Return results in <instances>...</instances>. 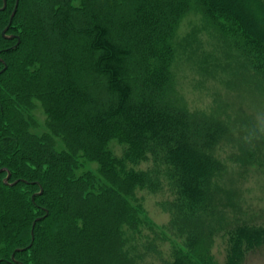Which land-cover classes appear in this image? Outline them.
Segmentation results:
<instances>
[{
	"label": "trees",
	"instance_id": "1",
	"mask_svg": "<svg viewBox=\"0 0 264 264\" xmlns=\"http://www.w3.org/2000/svg\"><path fill=\"white\" fill-rule=\"evenodd\" d=\"M3 1L0 32L8 26L16 0H0V7ZM194 1L211 20L235 26L254 48L255 58L261 54L264 59V0ZM71 3L18 0L8 26L16 38L0 35V59L6 65L0 74V243L6 245L0 264H104V244H116L120 225L135 221L140 208L130 199L136 187L148 182L145 173L126 172L111 156L107 147L113 139L128 145L126 159L162 151L178 185V202L188 213L209 207L211 180L223 169L209 154L214 137L202 129L196 132L185 112L162 100L166 67L147 71L148 61L158 56L152 54L154 44L188 12L190 0H83L79 9ZM117 25L124 26L120 30L127 40L115 38ZM36 48L43 70L61 77L58 65L70 69L54 89H47L44 80L29 81L33 60L28 57L38 53ZM77 51L80 57L74 58ZM49 58L51 67L42 63ZM260 68L264 70V61ZM88 72L103 77L107 100L92 99L89 87L95 83L83 81ZM33 93L51 98L61 120L55 130L49 128L62 131L64 150L55 149L53 137L29 133L20 109ZM80 159L100 166L97 185L93 174L75 176ZM193 246L188 247L195 260L179 255L172 264H208ZM263 247L264 228L236 226L229 231L226 264H245L248 255Z\"/></svg>",
	"mask_w": 264,
	"mask_h": 264
},
{
	"label": "rangeland",
	"instance_id": "2",
	"mask_svg": "<svg viewBox=\"0 0 264 264\" xmlns=\"http://www.w3.org/2000/svg\"><path fill=\"white\" fill-rule=\"evenodd\" d=\"M82 2L72 0L71 4L79 9ZM189 4L188 12L171 25L168 35L154 44L152 54L158 56L148 61L147 71L166 67L168 81L161 92L162 100L173 110L185 112L196 132V128L202 129L214 137L209 154L223 169L211 180L209 207L188 213V207L178 202V185L168 172L162 151L144 153V159H126L128 145L110 141L107 150L111 156L124 164L126 172L145 173L148 182L136 187L130 199L140 208L135 221L120 225L116 244L115 240L114 244L109 240L104 244V264H172L179 255L196 257L189 250L191 244L208 264H226L229 231L239 225L264 228L263 56L256 54L255 58L254 48L235 26L211 20L194 0ZM120 27L124 26L117 25L115 38L125 41L128 36L124 37ZM35 52L28 57L33 60L27 70L29 81L44 80L47 89H54L69 68L58 65L59 72H64L60 77L50 69L49 58L42 61L50 66V71H45L37 59L40 50ZM74 53H78L74 58L80 57V51ZM83 76L88 86L95 83L89 87L92 99L110 97L106 84L100 81L102 76L96 72ZM50 101L45 93H33L29 104L20 109L21 117L28 122L29 133L53 137L55 149L61 151V137L65 136L49 128L51 125L55 130L61 120ZM48 110L54 113L52 117ZM99 167L95 161L80 159L75 176L93 174L97 185L101 180ZM15 204L18 207V200ZM5 247L1 242L0 250ZM245 264H264V247L248 255Z\"/></svg>",
	"mask_w": 264,
	"mask_h": 264
},
{
	"label": "water",
	"instance_id": "3",
	"mask_svg": "<svg viewBox=\"0 0 264 264\" xmlns=\"http://www.w3.org/2000/svg\"><path fill=\"white\" fill-rule=\"evenodd\" d=\"M17 4H18V0H16L15 1V6H14V9H13V11H12V14H11V17H10V19H9V24H10V22H11V19H12V17H13V15L15 14V11H16V8H17ZM4 5H5V3H3V7L2 8H0V10L1 9H3L4 8ZM7 31V27L1 32V35H2V37H4V38H9L8 36H6L5 35V32ZM11 38V37H10ZM0 62L2 63V65H3V68L0 70V74L6 69V65L4 64V62L0 59ZM8 175H7V177L4 179V183L5 184H8ZM34 224H35V222L33 223V225H32V230H33V226H34ZM31 234H32V231H31Z\"/></svg>",
	"mask_w": 264,
	"mask_h": 264
},
{
	"label": "flooded vegetation",
	"instance_id": "4",
	"mask_svg": "<svg viewBox=\"0 0 264 264\" xmlns=\"http://www.w3.org/2000/svg\"><path fill=\"white\" fill-rule=\"evenodd\" d=\"M3 3H5V1H3ZM2 7H3V5H2ZM2 7H1V8H2ZM4 8H5V5H4ZM4 8H3V9H4ZM1 10H2V9H1ZM12 11H13V10H12ZM11 14H12V12H11ZM10 17H11V15H10ZM9 19H10V18H9ZM11 20H12V19H11ZM10 23H11V22H10ZM8 26H9V21H8ZM8 26H6V27H7V31L5 32V35L8 36L9 38H4V37H2L1 33H0V35H1V37H2L3 39H6V40H12V39H13V40H14V39L16 38V36H15L14 33H9V32H8ZM6 27H5V28H6ZM5 28H4V29H5ZM4 29H3V30H4ZM3 30H2V31H3ZM2 31H1V32H2ZM10 37H11V38H10Z\"/></svg>",
	"mask_w": 264,
	"mask_h": 264
},
{
	"label": "bare ground",
	"instance_id": "5",
	"mask_svg": "<svg viewBox=\"0 0 264 264\" xmlns=\"http://www.w3.org/2000/svg\"><path fill=\"white\" fill-rule=\"evenodd\" d=\"M21 151H22V150H21ZM14 152H15V150H14ZM14 155H15V154H14ZM9 156H10V155H9ZM1 157H2V153H1ZM1 157H0V158H1ZM4 157H5V156H4ZM2 158H3V157H2ZM6 158H7V157H6ZM6 158H5V159H6ZM19 158H20V157H19ZM22 158H23V156H22ZM13 159H14V158H13ZM26 159H27V158H26ZM6 160H7V159H6ZM16 160H17V159H16ZM16 160H15V161H16ZM20 161H21V160H20ZM1 162H2V161H1ZM18 162H19V161H18ZM18 162H17V163H18ZM27 167H28V166H27ZM44 170H45V169H44ZM40 171H41V170H40ZM24 174L26 175V173H24ZM27 175H28V174H27ZM37 176H38V175H37ZM49 180H50V179H49ZM47 181H48V180H47ZM31 186H32V184H31ZM23 187H24V186H23ZM34 187H35V186H34ZM25 191H26V190H25ZM26 199H27V198H26ZM28 201H30V200L28 199ZM30 202H31V201H30ZM22 205H23V208H25V207H24V203H23ZM2 206H3V205H2ZM21 208H22V207H21ZM26 208H27V207H26ZM10 209H11V208H10ZM23 211H24V209H23ZM28 211H29V210H28ZM8 213H9V212H8ZM12 224H13V223H12ZM21 225H22V224H21ZM17 231H18V229H17ZM9 234H10V233H9Z\"/></svg>",
	"mask_w": 264,
	"mask_h": 264
}]
</instances>
